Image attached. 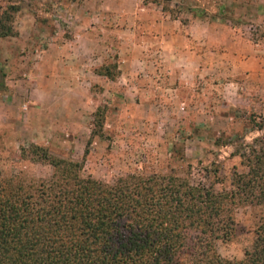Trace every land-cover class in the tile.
Wrapping results in <instances>:
<instances>
[{
  "label": "rangeland",
  "instance_id": "rangeland-1",
  "mask_svg": "<svg viewBox=\"0 0 264 264\" xmlns=\"http://www.w3.org/2000/svg\"><path fill=\"white\" fill-rule=\"evenodd\" d=\"M87 1L0 0V13L12 4L19 7L12 11L11 21L18 33L0 37V82L9 74L5 67L9 55L2 51L8 46L2 40L14 38L18 42L14 78L21 84L17 93L25 114L24 86L34 82V70L38 76L42 73V67L33 61L40 60L48 49L50 37L58 38L61 32L70 35L66 17L71 19L80 3L87 5ZM156 1L183 16L192 14L195 7H208L214 24L212 42L221 46V55L212 53L209 65L196 74L195 80L186 82L180 93L165 96L154 82H147L155 89L151 97L101 95L104 86L97 82L92 86L97 101L85 97L83 116L75 119H66V113H61L58 104L64 98H52L55 104L50 107L49 142L29 141L28 129L18 131V137L12 130H0V178L52 174L53 167L38 161L29 151L31 144L45 146L52 156L83 162L84 175L108 183L132 173H159L176 174L194 184H211L218 174L223 180V185L216 184L219 189L230 187L236 169L245 170L240 157L233 153L240 136L251 141L257 135L252 118L264 116V0ZM220 8L224 11L220 12ZM118 66L113 55L104 65L115 80L120 72ZM101 67L94 70L98 73ZM51 83L53 89L63 87L57 81L56 86ZM81 88L89 86L84 84ZM124 102L133 105L131 112L123 107ZM34 117L37 122L42 116ZM262 214L264 207L238 208L233 236L217 241L224 258L244 257L254 242L255 227Z\"/></svg>",
  "mask_w": 264,
  "mask_h": 264
},
{
  "label": "trees",
  "instance_id": "trees-1",
  "mask_svg": "<svg viewBox=\"0 0 264 264\" xmlns=\"http://www.w3.org/2000/svg\"><path fill=\"white\" fill-rule=\"evenodd\" d=\"M17 4L0 13V37L18 32ZM99 74L108 75L102 66ZM257 135L240 136L230 187L222 178L192 183L176 174L132 173L108 183L84 175L81 161L55 157L38 144L29 151L53 167L49 177L0 178V264H264V214L241 259L224 258L242 206L264 207V116Z\"/></svg>",
  "mask_w": 264,
  "mask_h": 264
},
{
  "label": "crops",
  "instance_id": "crops-1",
  "mask_svg": "<svg viewBox=\"0 0 264 264\" xmlns=\"http://www.w3.org/2000/svg\"><path fill=\"white\" fill-rule=\"evenodd\" d=\"M72 17H66L70 35L61 32L58 38L50 37L48 49L33 61L42 73L38 76L34 70V82L24 86L26 114L17 93L21 84L14 78L18 42L2 40L8 46L1 50L8 52L9 74L0 82V130H12L18 137V131L28 129L29 141L49 142L52 98H64L58 104L61 113L75 119L83 116L84 98H96L92 86L97 82L104 86L101 95L151 97L155 89L147 82H154L165 96L180 93L186 82L195 80L209 65L212 53L221 55V46L212 42L214 24L208 7H195L192 14L183 16L156 0H88L87 5L80 3ZM111 55L119 64L116 80L94 70L107 64ZM55 81L63 87L53 89ZM84 84L89 88H81ZM131 105L124 102L123 107L131 112ZM35 114L41 120L35 122Z\"/></svg>",
  "mask_w": 264,
  "mask_h": 264
}]
</instances>
